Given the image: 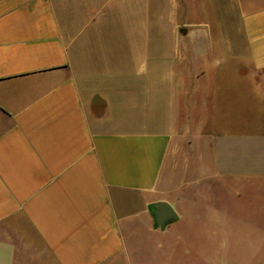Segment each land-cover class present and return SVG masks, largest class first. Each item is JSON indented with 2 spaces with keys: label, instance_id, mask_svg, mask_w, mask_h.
I'll list each match as a JSON object with an SVG mask.
<instances>
[{
  "label": "crops",
  "instance_id": "obj_1",
  "mask_svg": "<svg viewBox=\"0 0 264 264\" xmlns=\"http://www.w3.org/2000/svg\"><path fill=\"white\" fill-rule=\"evenodd\" d=\"M129 1L0 0V264H132L143 233L264 204V5L241 46Z\"/></svg>",
  "mask_w": 264,
  "mask_h": 264
},
{
  "label": "rangeland",
  "instance_id": "obj_2",
  "mask_svg": "<svg viewBox=\"0 0 264 264\" xmlns=\"http://www.w3.org/2000/svg\"><path fill=\"white\" fill-rule=\"evenodd\" d=\"M131 3L135 7H148L152 18L154 13H165L167 26L173 18L182 23L208 25L214 37L224 35L242 46L243 38L236 32L242 9L263 6L264 0H130ZM229 62L233 67L232 59ZM245 66L249 67L247 61ZM250 84L252 78L240 87L241 97L255 105L248 90ZM263 124L261 113L258 118L248 119L242 130L249 134ZM173 227L174 224L169 225L160 234L143 233L126 259L132 260V264H264V204L251 201L244 212L224 211L212 218L199 214L192 223L187 218L178 227L180 242L175 240Z\"/></svg>",
  "mask_w": 264,
  "mask_h": 264
},
{
  "label": "water",
  "instance_id": "obj_3",
  "mask_svg": "<svg viewBox=\"0 0 264 264\" xmlns=\"http://www.w3.org/2000/svg\"><path fill=\"white\" fill-rule=\"evenodd\" d=\"M155 217V225L165 229L169 224L178 218V214L174 207L165 201L157 202L150 207Z\"/></svg>",
  "mask_w": 264,
  "mask_h": 264
}]
</instances>
